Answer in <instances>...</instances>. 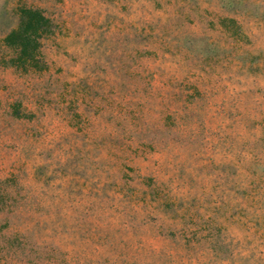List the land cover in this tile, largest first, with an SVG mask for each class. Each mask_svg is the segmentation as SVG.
Returning <instances> with one entry per match:
<instances>
[{"label": "rangeland", "instance_id": "obj_1", "mask_svg": "<svg viewBox=\"0 0 264 264\" xmlns=\"http://www.w3.org/2000/svg\"><path fill=\"white\" fill-rule=\"evenodd\" d=\"M0 193V264H264V0H0Z\"/></svg>", "mask_w": 264, "mask_h": 264}, {"label": "trees", "instance_id": "obj_2", "mask_svg": "<svg viewBox=\"0 0 264 264\" xmlns=\"http://www.w3.org/2000/svg\"><path fill=\"white\" fill-rule=\"evenodd\" d=\"M17 15L16 28L9 30L1 38L2 45L13 49L15 55L8 59H2L1 62L4 65H11L15 61L19 66L25 68L32 66L37 47L36 39L46 34L49 26L47 19L38 9L19 7ZM2 202L3 197L0 193V204Z\"/></svg>", "mask_w": 264, "mask_h": 264}]
</instances>
